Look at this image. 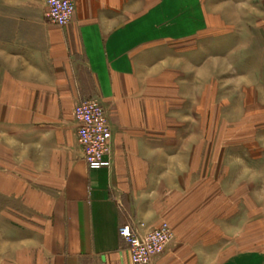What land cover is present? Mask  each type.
I'll return each mask as SVG.
<instances>
[{"label":"crops","instance_id":"1","mask_svg":"<svg viewBox=\"0 0 264 264\" xmlns=\"http://www.w3.org/2000/svg\"><path fill=\"white\" fill-rule=\"evenodd\" d=\"M36 1L40 9L31 5ZM163 1L77 0L72 22L61 28L46 21L43 0H0V127L7 148L18 151L14 160L27 169L25 176L6 174L17 190L4 189L43 198L34 208L44 217L26 226L16 264H133L120 236L126 225L144 233L166 223L175 232L151 264H207L208 252L238 243L240 235H225L222 222L219 233L205 213L196 217L193 197L181 192L200 136L194 125L179 123L178 94L148 75L157 70L155 62L147 65L155 49L180 40L163 37ZM196 1L205 32L210 17L205 0ZM249 1L251 20L259 22L264 0ZM187 13L194 27V12ZM95 99L113 135L112 166L100 170L84 161L74 119L80 103ZM224 257L218 264H264L259 250Z\"/></svg>","mask_w":264,"mask_h":264},{"label":"rangeland","instance_id":"2","mask_svg":"<svg viewBox=\"0 0 264 264\" xmlns=\"http://www.w3.org/2000/svg\"><path fill=\"white\" fill-rule=\"evenodd\" d=\"M31 5L41 8L37 1ZM202 6L196 0L187 5L186 0L163 1V37L171 34L180 40L158 46L157 57L147 65L155 62L157 70L148 75L163 78L164 92L178 94L173 102L179 123L194 125L200 136L193 175L181 181L182 194L193 197L201 212L196 217L203 219L205 213L219 233L222 222L225 235H240L237 244L227 242L226 253L219 246V252L206 254L211 259L207 264H218L223 255L240 250L264 251V16L251 20L249 0H205L210 27L202 32V19L196 18ZM187 10L194 12V27L186 20ZM192 32L195 36L186 41ZM164 103L169 108L171 102ZM3 131L0 127V183L3 189L17 190L6 174L19 171L25 176L27 169L14 160L18 151L12 154L7 148ZM10 192L0 191V264H16L12 258L26 226L44 217L34 208L43 198ZM216 253L218 260H213Z\"/></svg>","mask_w":264,"mask_h":264},{"label":"built area","instance_id":"3","mask_svg":"<svg viewBox=\"0 0 264 264\" xmlns=\"http://www.w3.org/2000/svg\"><path fill=\"white\" fill-rule=\"evenodd\" d=\"M43 1L50 24L62 28L72 22L77 0ZM74 119L78 144L88 168H110L113 163L112 127L101 102L95 99L80 103L74 110ZM120 236L128 245L133 264H151L154 258L164 254L174 238L171 228L166 224L147 229L144 233L126 225L120 229Z\"/></svg>","mask_w":264,"mask_h":264}]
</instances>
